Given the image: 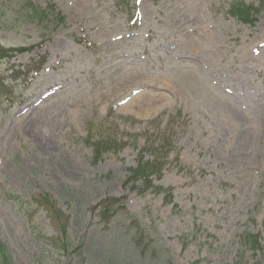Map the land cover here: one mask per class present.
<instances>
[{"label":"rangeland","instance_id":"374dc122","mask_svg":"<svg viewBox=\"0 0 264 264\" xmlns=\"http://www.w3.org/2000/svg\"><path fill=\"white\" fill-rule=\"evenodd\" d=\"M22 1L0 0V43L21 48L0 57V74L45 56L12 83L11 99L0 96V239L10 264H143L122 215L105 223L91 209L111 195L154 225L173 264H234L243 249L237 264H264L261 0H51L65 18L49 38L26 21ZM234 1L260 5L245 22L229 13ZM99 127L119 147L95 159L85 137ZM162 139L171 148L152 177L171 187L170 201L126 181L139 152L152 157ZM42 191L70 214L82 257L51 245L57 231L34 198ZM247 231L260 248L241 243Z\"/></svg>","mask_w":264,"mask_h":264},{"label":"trees","instance_id":"16d2710c","mask_svg":"<svg viewBox=\"0 0 264 264\" xmlns=\"http://www.w3.org/2000/svg\"><path fill=\"white\" fill-rule=\"evenodd\" d=\"M260 3L263 7L264 0H261ZM20 4L22 5L19 6V10L26 15V21L38 23L45 30L44 34H42L43 36H48L52 31L56 30L57 23L63 22L65 18L56 4L51 0H45L44 6L36 5L31 0H23ZM259 5L257 7L252 4H245L243 1H234L229 8V13L237 16L242 21L248 22L252 20L251 14L258 10ZM42 39L39 43L44 41ZM25 48L32 49L33 47ZM19 50H21L20 47L9 48L0 43V57L11 56L15 54V51ZM44 56L45 54L40 56V59L36 63L25 64L24 69L10 67L9 71V69H6L8 67H6L0 74V96L4 95L6 99H11L14 95L12 83L17 79L26 82L31 71H37L41 68ZM98 130L100 131L97 134V138L93 137L92 133L89 132L85 137V141L92 146L95 159L100 158L103 152L119 147V143L115 141L116 138L113 135L107 136L100 127ZM171 144L172 140L166 141L165 139L156 142V146L152 152L153 155L149 158L145 157L143 151L139 152L136 165L129 167L126 181L131 182V186L139 192H145L148 189L163 192V198L166 201H170L172 197L171 187L155 184L152 175L159 176L161 174L164 164L167 163L165 156L168 154ZM175 160H177V157ZM34 198L38 204L45 207L50 221L57 231V234L50 241L51 245L64 249L70 248L72 253L78 257H82L83 241L78 240L73 242L69 233L70 214L62 210L58 206L57 200L46 191L38 192ZM91 209L105 223H108L116 214L122 215V219L126 220L123 226L130 234L132 245L138 250L140 257L143 259V264H173L167 248L159 244L154 236V225L145 224L138 216L132 213L126 207L124 195L105 196L92 204ZM241 243L247 248L257 249L261 247L258 233L245 232L241 236ZM244 250L239 252L234 264H237L239 259L243 257ZM10 262L9 248L0 239V264H10ZM197 263L198 261H195V264Z\"/></svg>","mask_w":264,"mask_h":264},{"label":"bare ground","instance_id":"6f19581e","mask_svg":"<svg viewBox=\"0 0 264 264\" xmlns=\"http://www.w3.org/2000/svg\"><path fill=\"white\" fill-rule=\"evenodd\" d=\"M237 113H235V112H231L230 113V116H231V118H233V119H235V118H237Z\"/></svg>","mask_w":264,"mask_h":264}]
</instances>
